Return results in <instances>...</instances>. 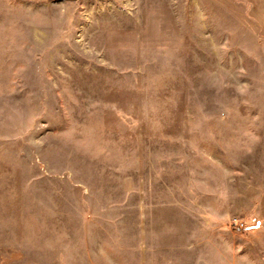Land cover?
Returning <instances> with one entry per match:
<instances>
[{
	"label": "rangeland",
	"instance_id": "1",
	"mask_svg": "<svg viewBox=\"0 0 264 264\" xmlns=\"http://www.w3.org/2000/svg\"><path fill=\"white\" fill-rule=\"evenodd\" d=\"M0 264H264V0H0Z\"/></svg>",
	"mask_w": 264,
	"mask_h": 264
}]
</instances>
